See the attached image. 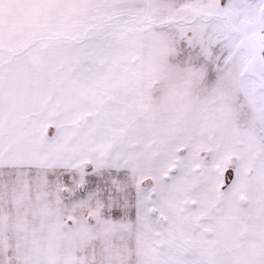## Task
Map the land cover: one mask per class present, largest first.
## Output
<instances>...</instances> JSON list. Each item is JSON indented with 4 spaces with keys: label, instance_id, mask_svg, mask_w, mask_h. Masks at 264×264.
<instances>
[{
    "label": "snow or ice",
    "instance_id": "snow-or-ice-1",
    "mask_svg": "<svg viewBox=\"0 0 264 264\" xmlns=\"http://www.w3.org/2000/svg\"><path fill=\"white\" fill-rule=\"evenodd\" d=\"M0 264H264V0H0Z\"/></svg>",
    "mask_w": 264,
    "mask_h": 264
}]
</instances>
